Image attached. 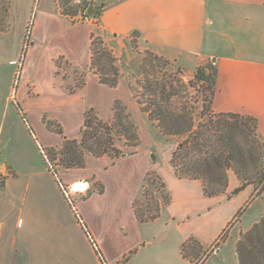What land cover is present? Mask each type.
<instances>
[{
	"label": "crops",
	"instance_id": "crops-1",
	"mask_svg": "<svg viewBox=\"0 0 264 264\" xmlns=\"http://www.w3.org/2000/svg\"><path fill=\"white\" fill-rule=\"evenodd\" d=\"M61 1L33 0L39 19L34 21L21 96L27 78H32L40 89L44 107L54 104L52 114L59 118L54 59L60 54L87 70L94 33L113 54L123 39L137 34L147 50L185 72H193L211 60L217 68L211 110L256 120L258 136L264 142V0H102L104 9L96 24L77 20L70 23L61 14ZM91 78L97 86L113 90L114 98L118 95L117 90L91 74L79 99L87 92ZM52 121L60 122L70 139L78 138L77 130L84 123L80 122L76 132L69 135L62 120H30L33 125L28 127L35 132L32 135L23 121L30 135L41 137V153L40 146L57 148L63 141L47 125ZM140 153L119 159L89 154L84 168L59 171L63 183L69 187L73 184V191L87 187L85 192L71 191L82 222L45 160V169L37 170L26 164L23 152L19 151L20 160L13 163L1 161L0 153V178L5 177L0 182V264H103L97 249L106 264H189L182 249L190 238L197 239L208 251L244 204L250 202L244 215L257 205L259 214L257 209L251 211L250 219L261 215L264 192L257 195L255 186L249 185L228 198L227 194L241 185L234 172L229 173L226 193L208 198L201 180L179 178L170 162L169 168L163 170L145 155L143 168L133 172L118 170L123 159L133 161ZM151 172L162 179L170 203L156 219L141 223L135 202ZM77 184L82 186L75 187ZM233 202L235 209L224 217L223 212ZM255 220H251L250 229ZM223 255L211 253L204 264H224Z\"/></svg>",
	"mask_w": 264,
	"mask_h": 264
},
{
	"label": "rangeland",
	"instance_id": "rangeland-1",
	"mask_svg": "<svg viewBox=\"0 0 264 264\" xmlns=\"http://www.w3.org/2000/svg\"><path fill=\"white\" fill-rule=\"evenodd\" d=\"M59 6L61 14L68 17L70 23H77L73 17L79 15V7L73 5L71 0H68V5L65 7L62 1L59 3ZM38 14L39 10L34 7L33 0H0L1 161L13 163L20 160V151L23 152L24 156L27 158L26 164L32 165L37 170H44L46 167L45 158L38 148L39 144L42 145L41 143H43L42 139L37 132V135L35 134L36 138L28 133L25 127L26 121L31 127L33 124L30 120H35L36 122L37 120H62L67 134L72 135L76 132L80 122L82 125L88 110L94 109L102 120L108 121L113 117V106L115 101H120L121 106L126 108L125 112L130 115V120L137 127L139 145L131 149L124 147L122 141H118L117 144L127 154L126 156L132 155L130 152L141 153L140 156L133 161L126 160L127 158L123 159L118 166V170L122 172H133L139 168H143L141 162L143 163L145 161V155H147L150 161L155 163L158 162L163 170L168 169L171 155L176 149L179 139L176 137H166L159 133L158 129L149 121L148 115L140 110L132 91V86L134 85L139 91V96L144 98L145 102L147 100V93L145 91V71L142 70V75L141 66L144 64L147 66L148 64V67H151L152 64L147 63V59L151 58V54L162 58V61L168 60L147 50L146 47L140 43L137 34H131L128 38L123 39L122 46L117 48L116 54L114 53L117 59L116 64L119 68L120 76L118 85L111 88L117 90L118 95L114 98L116 93L113 92V90L97 86L91 78L87 92L82 94L79 99L78 94L81 90L86 88L88 77L95 73L91 71L90 68L87 70L80 68L69 61L65 56L59 54V56L54 59L56 66V86L59 87L58 118L52 114L54 104L47 103L48 106L44 107L45 102L42 100L40 89L34 84L32 78H27V83L23 88L24 94L22 96L21 93L19 94L24 77L27 74V56L33 40V30L35 32L34 21H38L39 19V17H37ZM94 35L97 36L95 33ZM56 62L59 63L60 69L57 67ZM168 62V66H162L159 64V61L153 62L157 76L161 77L164 76L165 73H169L171 78L177 82L176 86L178 87L179 94L174 97L175 104L186 107L187 112H193L195 120H250L242 116H219L217 113L215 114L209 106L211 100L209 83L197 81L195 78L197 68L193 72H185L179 65L170 61ZM211 63L213 62L210 60L201 66ZM75 67L78 68L80 72H85V74L83 75L80 72L77 73ZM32 68L33 64L30 63L29 69ZM82 82L85 84L82 88H74L75 85ZM73 88L74 90L76 89L75 92L70 93V90ZM142 94L144 97H142ZM29 105H31V107L28 109ZM35 108H37V110ZM50 124L53 131H56L61 125L60 122L58 123L56 121H52ZM28 125L26 124L27 128ZM248 125L250 128L251 123H248ZM31 130L34 132L33 129ZM78 131L79 130H77V137ZM7 135H11V138H8ZM61 145L62 142L57 148L43 147V149L50 159L49 150H53L54 153H57ZM260 155L262 157L261 163H264V150L261 151ZM60 164V157L56 155L52 165L54 169L57 170L59 179L61 180L59 171L64 168L60 166ZM92 166H94V163H92ZM230 172L234 171L230 170L228 172V184ZM151 173L152 175H147L145 178V180L150 178V182H145L143 192L137 199L138 211L143 213L144 216L156 213V206H158V204H160L161 209L165 206L163 204V195L164 197L168 196L170 198L167 189L163 190L160 187L162 179L159 175L155 172ZM4 179L5 177H1L0 182ZM63 185L71 193L72 190L68 188L73 184L70 187L65 183H63ZM253 186L258 187V184ZM145 192L146 195H144ZM231 194H227L228 198L232 196ZM71 198L73 199V197ZM73 201L75 204L74 199ZM249 204L250 202L244 204L225 225L218 237L207 248L210 253L203 249L197 239L189 243L186 246V255H188L189 264H204L209 254L220 252L224 254L221 256L223 262L225 261L224 264H237L239 261L237 253L238 242L244 234L253 228H249L252 222L251 220L256 219L255 221L258 223L264 216L263 206L261 215H255L253 219L249 218L251 211L255 212L257 209V205L250 213L244 215L249 208ZM230 206L231 208L223 212L224 217L228 216L229 211H233L236 207L234 202ZM256 212L259 214L258 209ZM211 262H214V259Z\"/></svg>",
	"mask_w": 264,
	"mask_h": 264
},
{
	"label": "trees",
	"instance_id": "trees-1",
	"mask_svg": "<svg viewBox=\"0 0 264 264\" xmlns=\"http://www.w3.org/2000/svg\"><path fill=\"white\" fill-rule=\"evenodd\" d=\"M62 4L64 7L67 6L68 0H62ZM90 50L91 71L98 75L102 84L116 87L120 73L113 51L107 47L101 37L94 34L91 38ZM150 57L147 63H151V67L144 63L141 66L142 75V70L145 71L147 100L144 102V98L139 96V91L134 85L132 91L140 110L148 115L149 121L159 133L166 137L179 139L170 160V165L176 175L181 179L201 180L204 195L214 198L226 193L228 172L233 170L241 185L231 195H237L247 186L255 184H258L257 195H261L264 192V163H261L260 154L264 150V142L258 136L256 120L249 117L247 118L250 120H195L193 112H187L186 107L175 104L174 97L179 94L177 82L171 78L169 73L161 77L157 76L153 62L159 61L162 66H168L169 62L162 61V58L153 54ZM56 63L60 69L59 63ZM75 70L77 73L80 72L76 67ZM80 73L85 74V72ZM216 77L215 64L197 67L195 75L197 81L209 83L210 107L215 92ZM84 85V82L78 83L74 88L79 89ZM74 88L70 90V93L75 92ZM125 111L126 108L121 106L120 101H115L113 117L105 121L94 109L88 110L76 139L68 138L59 126L56 132L63 139L62 145L57 153L49 150L50 159L48 156V160L45 159L47 165L49 163L52 165L56 155L60 157V166L65 169L84 168L88 154L95 158L109 156L113 159L126 156L127 154L118 146V141H122L124 147L132 149L138 147L139 136L137 127ZM217 115L242 116L239 114ZM248 123H251L252 130ZM47 125L52 127L50 122ZM134 153L130 152L132 155ZM54 174H58L56 169H54ZM149 179L145 182L149 183ZM160 187L165 189L163 182ZM169 203L170 198L163 195V204L166 206ZM156 209V213L144 216L138 211L137 201L135 202V212L141 223L156 219L161 211L160 204L156 206ZM84 228L87 230L86 227ZM194 241L195 238L192 237L183 246V256L187 260L186 246ZM97 253L103 264H106L99 249ZM237 253L239 264H264V216L242 236L237 244Z\"/></svg>",
	"mask_w": 264,
	"mask_h": 264
},
{
	"label": "built area",
	"instance_id": "built-area-1",
	"mask_svg": "<svg viewBox=\"0 0 264 264\" xmlns=\"http://www.w3.org/2000/svg\"><path fill=\"white\" fill-rule=\"evenodd\" d=\"M71 1H72L73 5L80 8L79 15L74 16L73 17L74 20L83 21V22H90L92 24L98 23L99 18H100L101 14L103 12V9H104L102 0H71ZM90 11H91V13H90ZM26 124L28 125L27 121H26ZM28 128L31 130L30 127H28ZM31 133L33 135L32 130H31ZM40 148L42 150V154H43L44 158L46 160H48L47 154L45 153L44 149L41 146H40ZM49 168L54 173V167L50 163H49ZM54 175L57 178V180L59 181V185L61 187V190L63 191L64 195L66 196L68 203L73 208L77 218L82 222L81 216L79 215V212H78V210L74 204V201L71 198L72 194L64 187L63 183L59 179V176L57 174H54ZM68 189H70V188H68ZM84 227H86V226H84ZM86 232H87L89 239L91 240L93 246L97 249V245L95 244L92 236L90 235V233L87 230H86Z\"/></svg>",
	"mask_w": 264,
	"mask_h": 264
},
{
	"label": "bare ground",
	"instance_id": "bare-ground-1",
	"mask_svg": "<svg viewBox=\"0 0 264 264\" xmlns=\"http://www.w3.org/2000/svg\"><path fill=\"white\" fill-rule=\"evenodd\" d=\"M81 184H77L75 187H81ZM70 189L73 191L72 186L70 187ZM87 190V187L84 190H75L74 192H85Z\"/></svg>",
	"mask_w": 264,
	"mask_h": 264
},
{
	"label": "water",
	"instance_id": "water-1",
	"mask_svg": "<svg viewBox=\"0 0 264 264\" xmlns=\"http://www.w3.org/2000/svg\"><path fill=\"white\" fill-rule=\"evenodd\" d=\"M90 13H91V11H90Z\"/></svg>",
	"mask_w": 264,
	"mask_h": 264
}]
</instances>
